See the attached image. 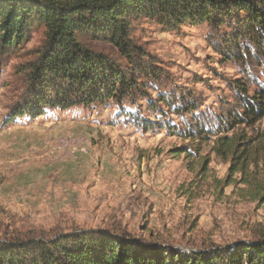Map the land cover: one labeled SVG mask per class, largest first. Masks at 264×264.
<instances>
[{"label": "rangeland", "instance_id": "rangeland-1", "mask_svg": "<svg viewBox=\"0 0 264 264\" xmlns=\"http://www.w3.org/2000/svg\"><path fill=\"white\" fill-rule=\"evenodd\" d=\"M129 24L158 75L140 77L147 97L135 101L10 119L26 95L24 69L44 29L34 26L23 44L0 56V242L106 230L188 254L264 237V117L229 131L221 125L241 112L237 81L249 94L263 82L259 58L226 59L219 33L206 22L175 30L144 17ZM84 42L123 63L108 42ZM175 91L192 111L163 104L149 110L160 93ZM148 120L157 123L146 129ZM231 134L248 157L216 154L217 138Z\"/></svg>", "mask_w": 264, "mask_h": 264}, {"label": "trees", "instance_id": "trees-1", "mask_svg": "<svg viewBox=\"0 0 264 264\" xmlns=\"http://www.w3.org/2000/svg\"><path fill=\"white\" fill-rule=\"evenodd\" d=\"M139 17L154 19L168 30L209 23L220 35L218 50L226 59L259 58L264 69V0H0V56L23 44L34 26L44 29L41 48L24 69L26 95L14 105L10 119L36 118L46 108L147 97L139 79L158 75L128 33L130 20ZM84 39L108 42L123 63L88 47ZM235 87L241 112L221 124L225 131L253 126L264 117V80L251 94L245 83L237 81ZM184 98L177 91L160 93L149 110L163 104L192 111L194 106ZM155 123L148 120L143 127L151 129ZM216 144V154L230 155L233 161L249 155L245 147L238 151L236 134L220 136ZM0 264H264V237L177 254L106 230L81 229L0 242Z\"/></svg>", "mask_w": 264, "mask_h": 264}]
</instances>
